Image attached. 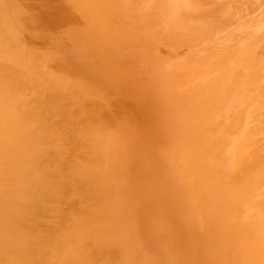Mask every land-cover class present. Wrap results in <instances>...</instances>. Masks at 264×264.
<instances>
[{
  "label": "rangeland",
  "instance_id": "obj_1",
  "mask_svg": "<svg viewBox=\"0 0 264 264\" xmlns=\"http://www.w3.org/2000/svg\"><path fill=\"white\" fill-rule=\"evenodd\" d=\"M0 28L4 30H2L3 33L0 30V39H3L6 33L5 39L1 40V45L4 46L5 42L8 43L9 41L10 43L13 41L15 45H18L15 47L20 45V50L29 51L25 53L23 50L26 55H22V50L20 51L21 54H16L17 51L12 52L11 50L12 55L15 57L20 55L19 61L16 59L12 61L6 56V54L8 56L11 55L10 51L9 54L4 51L9 47L5 49L2 46L3 50L0 46V49L3 50H0L1 53H6L3 54L12 63L15 61L13 64L8 63L9 65L11 64L10 67H8V64L6 65L9 62L8 60L6 63L1 61L0 69L4 71L2 72L6 79L4 76L0 77V79H5V84H7V79L11 80L13 82L10 81L12 85L9 81L8 83L12 87L20 83L16 85L18 87H15L18 90L22 88L20 87L22 83H25V86L28 84L29 87L21 85L23 86L22 89L26 88L23 92L30 90V95L26 94L27 92L24 94L30 97L33 96L35 100H30V97V99L26 97L30 103L27 102L25 97L22 96L24 95L22 90H20L22 93H19L18 90L13 89L14 94H17V96L22 94V97L18 96L19 98L21 97L20 101L22 99L25 101L23 105L21 103L22 106L26 102L30 107L31 103L33 107L35 106L34 108L38 105L33 112L27 106L29 112H32L33 115L28 114V110L27 113L23 112L21 109L26 111L27 107L20 109L18 107V105L20 106V101H16L19 103L17 106L14 104L15 102L12 103L14 101L12 99H17V96L13 97L14 94L12 95L9 92L6 101L8 99L9 102V98H11L10 101L12 105L16 106V111L19 109L18 112L21 110L23 115L26 113L25 118L22 114L23 119L21 117L17 118L18 112L11 110L13 108L10 109L17 115L16 118L18 120L21 119L20 123L22 120L31 122V117L32 120L35 119L36 121L40 118L39 120L41 121V117L44 115L45 117L49 116L52 113L53 117H50L53 120L50 122V117H48L49 123H46L45 128L39 126L42 129L39 131L44 132L43 134L46 136L47 133L52 135L47 130V124H53L54 120L59 119L60 122L64 123L61 120H65L64 118L68 119L65 121L68 124V129L66 123V128L65 125H60L59 121L58 123L55 121L56 124L54 123L56 126L67 129L64 130L66 133H69V123L72 124V121L75 120L74 124L76 125L77 123V127L82 125V121L85 120L83 125L79 127V129L82 128V138H85V140L81 141V144L75 141L73 143V147L74 144L76 145L74 148L71 147V134H66L62 128L58 129L60 134L63 132L65 134L62 133V135H66V139L64 138L66 141L61 139V137L60 144L58 138L61 135L58 130V134L55 135V128L59 127L55 125L53 127L51 124L54 128V133L50 129L51 126L48 127L51 133L55 135V137L53 136L54 140L51 136H48V138H51L49 140L54 142L57 140L59 146L62 145L61 147L67 148L65 151L71 150L70 152L67 151L68 155L72 153L73 149L74 154L72 153V156L77 154L75 161L86 157L80 162H75L71 154L69 156L65 155L66 152L61 150L62 155H65L64 160L62 159L63 165H67L66 167L71 165L70 168L72 167V172H76V175L75 173L69 174L66 181L69 187L67 185L63 187L64 193L57 188L58 186L49 187V189H53V192L58 191L55 189H59L61 200H63L62 195L67 194V196H63V203H67H65L66 206L64 204L66 213L70 211L71 207L75 210V213H78L76 211L81 209L83 204L86 207H90L93 203L96 206L94 207L93 205L91 207L99 212L101 210L106 212L107 210L106 214L110 213L111 215H108L111 218H109L111 227L108 221L105 222L102 218L103 223L100 216L97 222L100 223L101 221L103 226L98 224L96 228L100 226L101 229L98 228V230L105 231L109 227L108 233L106 231L104 233L110 235L111 233L109 234V232L115 227L117 233H113L118 236L122 234L120 239L118 237L116 239L114 234L115 238H112L113 236L111 235V242L116 240L115 242L117 243L118 241L117 245H119L117 246L114 242L113 246L116 247L111 246L116 249L112 250V247L109 246L112 244L110 242L108 245L109 249L105 246L108 249V253L104 246H101L103 251L100 247V242L103 243V241L97 243L99 248H101V251L98 248V253L103 252L105 257L102 254H97L95 249L89 252L91 254H83L80 252V245L78 251L79 246L77 247V245L83 239H81V236H77V239H79L75 241V243L79 241L76 243L77 249L70 244L66 246L64 252L68 256L66 254V256H57L55 260L58 263L53 260L54 263L56 262L55 264H63L62 258L69 263L67 259L71 256L78 259L81 262L80 264H91L97 258V255L100 256L95 260V264H264V106L262 107V101L264 100V0H0ZM13 42L8 44L12 47ZM30 51L33 53L32 57H28L29 59L24 58L27 54H31ZM22 56L23 58H21ZM24 59H26V63L31 62L32 65L27 63L28 65L23 66L22 62H24ZM190 59L192 60L190 61ZM5 61L6 59H4ZM36 62L39 63V66L34 65L35 68L33 64H37ZM251 62L255 63L251 64ZM12 65L15 67L13 68ZM19 65H22V67ZM251 65L253 66L251 67ZM20 68H29L33 70L32 73L35 75L41 73L37 72L39 70L42 72L46 71L48 73H45L47 79L44 75L43 77L49 80V82L46 81L47 84L51 83V81L56 82L57 88L53 82L50 85H46L45 82L42 83L41 81L39 83L37 75H34L35 77L32 75L34 77L33 80H37L38 84H41V86L45 85V87L43 86L44 90H39V85L35 92L34 90L32 91L37 83L35 82L31 89V81L33 80L30 78L32 76L30 75V77L28 74V76H24L26 78L29 77L27 81L23 79L28 83L24 82L20 79L22 76H17L18 73L22 72L19 70ZM37 68L38 70H36ZM13 70L20 72H13ZM254 70L255 72L257 71V77L261 73L260 79L258 78L257 80L256 75L254 76ZM24 72H26L25 69ZM26 73L24 74L26 75ZM12 75H16L19 79H14L16 76L12 78ZM41 75H38L39 80ZM7 76L9 77L7 78ZM3 79H1V82ZM13 80L23 82L17 83V81ZM255 82L257 85L254 86L253 83ZM248 83H251V87ZM5 84L4 86L6 87ZM47 86L49 87L47 88ZM50 86V93L54 88L55 90L60 89V91L56 90L60 93L65 89L62 93L63 95H72V102L70 101L69 103V98L68 103L70 105L74 101L76 103V105L70 106H73L72 109L77 107L74 114L76 115V110L79 111L81 108L83 113L86 112L84 113L86 115L79 111L81 115L74 119V109L72 112L70 108H65L67 97L69 96H62L61 94L60 97L59 92L57 94L55 91L54 94L59 95V99H57V96L55 97L56 94L54 95L53 92L50 94L47 91ZM246 86L248 90L245 88ZM12 87H10V90H12ZM6 88H4V91ZM45 90V93H49V95L42 94ZM229 91L231 92L228 93ZM254 93H256V97L253 96ZM5 95L4 97H6ZM35 96L40 102L43 101L41 100L43 96L44 100L47 98L45 96H48L49 101L52 99L53 104H50L47 99L48 104L47 101L42 102L46 106L44 110L48 105L53 106L51 109L50 107L48 108L52 111L56 109H54V106H58V109L60 106H64L65 109L71 112L68 113V111L63 110L64 108L62 109L63 113L69 114H65L68 117L61 116L63 114L59 111L61 108L59 110L56 109L54 112L57 113L59 111L58 116H56L57 114L55 115L56 117L48 109L45 110L48 111L45 113L42 111L44 106L42 108L39 107L42 104L37 101ZM252 97L257 99L254 98L253 101ZM1 101L2 99L0 100V105H4ZM36 101L38 104L34 103ZM80 101L82 102L80 103ZM8 102L5 107L11 105ZM93 105L98 108V111ZM3 108L0 111L4 110ZM38 108H41L42 110L40 111L42 112L39 113ZM7 110L9 111L8 108L4 111L7 112ZM10 111L9 113H13ZM42 113L45 114L39 117ZM34 114L35 117L33 118ZM70 114H72L73 119ZM26 115H29L30 119ZM79 116V119L83 116L85 117L79 122ZM7 117L9 118L8 113ZM7 117L4 118L3 116V120L0 117V121L2 120L1 123L3 124L7 122V126L6 124L5 126L9 128L11 125H8V123L12 118H9V120L6 119ZM70 119L72 120L70 121ZM4 120L5 122H3ZM29 121L28 124L30 123ZM33 121L31 123L34 126L30 123L32 129L40 123V121ZM26 122L22 127L27 125ZM78 122L80 123L79 125ZM12 124L15 126L17 122H12ZM40 124H44V122ZM21 125L18 126L17 124L18 127H21ZM30 125H27V127ZM17 126L15 128L18 131L14 129V136L11 133L8 137L5 136L7 134L0 132V157L4 159L6 156V161L15 157L13 154L16 152V148L19 150L24 149V151L28 148V145H24L28 134L25 135L26 138H23L22 133H26L29 129L25 130L24 128L25 132H21L20 135L19 131L22 128H17ZM1 129L5 132L3 125ZM74 129H72L73 132ZM79 129L77 127V130ZM77 130L74 132L75 134ZM36 131H34L35 135ZM252 131L254 132L252 133ZM41 132H38L35 138H38L37 136H40ZM16 133L19 134L17 135L18 137ZM42 135L41 138L45 139L44 135L43 137ZM76 135L78 136V133ZM57 136L58 138L56 139ZM10 137L13 141H7ZM14 139L18 141L15 142ZM43 139L41 140L42 145L45 147V145L49 144L50 147L47 146V148H51L52 145L50 144L52 143H48L51 141H47V144L43 142ZM74 139L77 140L76 138ZM19 140L24 141L23 146L26 147L20 145L22 147L20 149L19 143L21 144L22 142H19ZM31 141L33 145L35 139L33 140L32 137ZM62 142L64 143L62 144ZM69 142L71 148H68ZM5 143L7 146L11 144L9 147H5V149L8 148L7 154L3 148ZM38 143L34 145L35 147L38 146V150L40 149L38 152H40L44 148ZM65 143H68V147ZM16 144H18V147ZM32 145L30 148H32ZM58 145L55 142L52 146L53 149L58 147ZM82 145L84 148L81 149ZM10 147L14 148L11 150ZM53 149H49L50 152ZM8 150L9 152L13 151L10 153L13 156L12 158H9ZM22 150L21 153L19 152L20 160L27 153V150L25 153ZM32 150L34 149L32 148ZM18 151L16 155L19 154ZM29 152L38 153L37 147L35 151ZM94 152H97L95 153L97 157H95ZM17 156L14 160L18 159L19 156ZM47 157V159H50V155ZM2 159L0 158V186H3V190L0 188V195L3 194L2 197L5 196V200L2 198V203H0L7 206L12 200L10 194L17 188L23 189L24 187L20 186L22 181L19 177L22 174L19 172V167L15 170L17 168L15 164L18 161L12 160L16 162L13 164L14 168L11 165L13 163H11V160L8 161L9 165H11L9 166ZM93 159L96 160V163ZM50 160L53 162V157ZM67 160L73 161L72 164L70 162L65 164ZM98 160L100 161L98 162ZM256 162L259 163L257 164ZM18 163L17 166H19ZM45 163L42 162V165L40 164V170L37 168L40 172L49 167V164ZM2 164L5 167L14 168L16 173L13 175L11 172L12 168L10 171L8 167L5 168ZM25 169H27L26 166ZM83 172H87L83 176L85 179L81 178ZM98 172L105 174L104 176L106 177L104 179L107 180L108 189L107 186L104 188L106 183L102 180V176V179H100ZM11 174L14 176V180ZM89 177L91 180L87 182ZM98 180L101 181L99 182ZM17 182H19V186ZM109 184L113 188L109 187ZM47 186L52 185L48 184ZM44 189L46 188L44 187ZM49 189L47 187V190ZM72 192L77 199L73 200ZM9 199L10 202L8 201ZM2 200L8 203H4ZM75 200H77V204ZM80 202L81 204H79ZM85 202L89 203L88 206ZM97 202H101L99 204L100 207L102 206L101 208ZM11 205L14 208V199ZM69 205L72 206L69 207ZM77 205L81 208H78ZM8 206L10 207V205ZM86 207L82 208L84 211L80 210L78 214L82 211L85 214L90 210L97 212L89 207V211H87L88 208ZM6 211L2 210L0 214L4 212L6 215L8 212ZM86 215L83 216L87 217ZM3 217H0L2 231L5 229V224L2 223L3 221L5 222ZM109 219L105 217V220ZM85 222L86 228L92 231L93 228H90L88 221L85 220ZM53 224L50 226L53 227ZM96 228L94 231L98 233ZM102 231L99 235H104ZM4 232H6V229ZM4 232L2 233L3 235L0 232L3 238L0 236V242L2 241L0 246L4 242L3 246L12 245L14 244L12 242L15 241H19L20 244L24 242L21 240L24 238L18 239L19 235L17 238L9 237L11 234L7 236ZM32 234L36 236L35 232H32ZM4 236H7L9 240L10 238L12 240L15 239V241H9ZM33 238L32 236L29 237V240H26V244L28 241L31 242ZM106 238L109 241L111 240L107 235ZM120 241L127 243H121ZM16 244L18 245V243H15V246ZM22 245H18L19 247L17 246L16 248H20ZM3 246L0 247L2 251ZM68 250L69 252H67ZM72 250H75V255L74 253L72 255L69 254L72 253ZM111 251V255L114 254L113 257H115L111 259L114 261L110 259L112 256L109 255V252ZM79 252L82 256L81 258ZM5 253L7 264H15L13 257L10 258L11 255L9 256ZM89 255H93L91 259L94 256L96 258L90 261ZM24 256H27V262L18 261L16 264H28L31 261L28 255ZM85 257L86 259L89 258L88 263L85 262L87 261ZM59 259L60 261H58ZM99 260L102 262L99 263Z\"/></svg>",
  "mask_w": 264,
  "mask_h": 264
},
{
  "label": "bare ground",
  "instance_id": "obj_2",
  "mask_svg": "<svg viewBox=\"0 0 264 264\" xmlns=\"http://www.w3.org/2000/svg\"><path fill=\"white\" fill-rule=\"evenodd\" d=\"M200 2H202V1H200ZM200 4H201V3H200ZM206 4H207V3H206ZM220 4H221V3H220ZM199 9H200V8H199ZM191 10H192V9H191ZM195 12H196V11H195ZM151 14H152V13H151ZM156 14H157V13H156ZM193 14H194V13H193ZM193 14H192V15H193ZM196 14H197V13H196ZM205 14H206V13H205ZM208 14H209V13H208ZM202 15H204V14H202ZM193 16H194V15H193ZM193 16H191V17L193 18ZM200 16H201V15H200ZM183 17H184V16H183ZM212 17H213V15H212ZM217 17H218V16H217ZM154 18H155V17H154ZM199 18H200V17H199ZM189 19H190V18H189ZM189 19H188V20H189ZM218 19H219V18H218ZM220 19H221V18H220ZM183 21H185V20H183ZM217 21H218V20H217ZM148 22H149V21H148ZM153 22H154V21H153ZM150 23H151V22H150ZM212 23H213V22H212ZM182 28H183V27H182ZM0 30H1V32H2L3 29L0 28ZM3 31H4V30H3ZM186 31H187V30H186ZM1 32H0V34H1ZM2 33H3V32H2ZM179 35H180V34H179ZM5 36H6V33H5ZM5 36L3 37V35H2L3 39H5ZM0 37H1V36H0ZM170 38H171V37H170ZM3 39H0V43H1V40L3 41ZM12 39H13V38H12ZM168 39H169V38H168ZM176 39H177V37H176ZM181 40H183V39H181ZM10 41H11V40H10ZM12 42H13V41H11L10 43H12ZM8 43H9V41H8ZM8 43L5 42V43H4V46L1 45L2 43L0 44V46H1V47L3 46L5 49H7V47H9L7 50H4L3 47H2V48L0 47V48L3 49L4 51H6L8 54H9V51H10V54H11V55H9V56H8L6 53H4V52H3V53L6 54V56L9 57V59H12V61H13L14 59H16V60L19 59V60H20V55H18V57H17V55H16V57H15L14 55H12V52H13V51H17L16 54H18V53L21 54V52H22V55H23V54L26 55L25 53H26V52H27V53L29 52V51H26V50H24V49H21V50H22V51H21V50H20V48H21L20 45H19V47H15V46H18V45H17V44L15 45L14 42H13V46H12V47L9 45L10 43H9V44H8ZM170 43H171V42H170ZM1 49H0V50H1ZM3 50H1V51H3ZM11 50H12V52H11ZM23 50L25 51V53H24ZM1 51H0V55L3 54V53H1ZM20 51H21V52H20ZM30 52H31V51H30ZM14 53H15V52H14ZM14 53H13V54H14ZM257 53H258V52H257ZM4 54H3V55H4ZM32 54H33V53L31 52V54H27V56L24 57V58L27 59L28 57H32V56H31ZM3 55L0 57V59L2 58V59L0 60V64H1V61H3L2 63H6L7 60H8L9 62H7L6 65H7L8 63H12L11 60L7 59V57H6L5 55H4V56H3ZM29 55H30V56H29ZM10 56H11V57H10ZM3 57H4V59H6L5 62H4ZM5 57H6V58H5ZM21 58H23V56H22ZM26 59H24V62H22L23 64L21 63L23 66H25V65L28 63V62H27V63L25 62ZM28 59H29V58H28ZM19 60H18V61H19ZM21 60H23V59H21ZM191 60H192V59H190V61H191ZM254 60H255V59H254ZM13 63H15V61H14ZM13 63H12V64H13ZM24 63H25V64H24ZM30 63H31V62H29L28 64H29V65H32V63H31V64H30ZM36 63H37L38 65H37V64H33V66H34V65H35V66H39V63H38V62H36ZM253 63H255V62H253ZM253 63L251 62V64H253ZM28 64H27V65H28ZM188 64H189V63H188ZM249 64H250V63H249ZM8 65H9V64H8ZM10 65H11V64H10ZM10 65H9L8 67H10ZM22 65H19V66L22 67ZM16 66L18 67V65H16ZM35 66H34V67H35ZM252 66H253V65H251V67H252ZM12 67H13V65H12ZM14 67H15V66H14ZM14 67H13V68H14ZM35 68H36V67H35ZM184 68H185V67H184ZM253 68H254V67H253ZM258 68H259V67H258ZM24 69L26 70L27 73L24 72ZM28 69H29V68H27V69H26V68H20L19 70L22 71V72H20V71H18V70H16V71L13 70V72H17V71L20 72L21 75L17 72V73H18L17 76H19V77L22 76L20 79H22V80H23V79H26V81H27L29 77L26 78V77H24V76H28V75H29V76H30V75H31V76L33 75V76H34V75H35V74L32 73L33 70H30V69L28 70ZM248 69H249V68H248ZM250 69H251V68H250ZM255 69H257V68H255ZM36 70H38V68H37ZM259 70H261V69H259ZM2 71H3V70H2ZM2 71H1V69H0V72L3 74L4 71H3V72H2ZM200 71H201V70H200ZM9 72H10V71H9ZM37 72H39V73L41 72L40 74H36L39 83H41V82L44 83V82H45L46 85H48V84L50 85V84L53 82V81H51V83H48V84H47V82H49V80H46V79H47V78H46L47 76H46V74H45V73H47L46 71H43V72H42L41 70H39V71H37ZM197 72H198V71H197ZM254 72H255V70H254ZM256 72H257V71H256ZM256 72H255V74H254V76L256 75L255 77H257V73H256ZM259 72H261V71H259ZM1 73H0V74H1ZM6 73H7V72H6ZM24 73H26V75H25ZM30 73H32V74H30ZM43 73H44V74H43ZM248 73H249V72H248ZM2 74H1L0 77H3V76H4V74H3V75H2ZM12 74H13V73H12ZM27 74H28V75H27ZM41 74H42V75H41ZM47 74H48V73H47ZM249 74H250V73H249ZM252 74H253V73H252ZM8 75H11V74H8ZM36 75H35V76H36ZM38 75H41V76H39V77H41V78H42L43 75H44L46 79H44V77H43L42 80H41V78H40V80H39ZM258 75H259V73H258ZM15 76H16V75H12L11 77L13 78V77H15ZM17 76H16L14 79H16ZM31 76H30V77H31ZM33 76H32V78H30V79L33 80L34 77H35V76H34V77H33ZM259 76H261V73H260ZM259 76L257 77V80H258V78L260 79ZM8 77H9V76H7V78H8ZM19 77H18L17 79H19ZM23 77H24V78H23ZM231 77H233V76H231ZM236 77H237V76H236ZM236 77H235V78H236ZM247 77L249 78L248 75H247ZM251 77H252V76H251ZM251 77H250V78H251ZM4 78L6 79V76H4ZM179 78H180V77H179ZM233 78H234V77H233ZM1 79H3V78H1ZM1 79H0V83H1V84H0V90H2V91H1L2 94H0V100L2 99L1 103L4 104V105H0V109L4 107V108H3L4 110L8 108L9 111H10V109L13 108V109H11V110H14V112L17 113L19 109L16 111L15 108H16V106L19 104L18 102L20 101L21 97L24 96L25 99H26V101L28 100L26 97H28V98L30 97V96H29V95H30V94H29L30 90H28V91L26 90L27 93H26V92H23V91H25V89H26L25 87H29V85L27 84V86H25V83H24V84L22 83L24 80H23L22 82H21L20 80H18V81H17V80H13V81H17V83H18V82H21V83L23 84V86H25L24 89H22L23 86H21V85H22V84H21L20 87H22V88H19V90H18V88L15 89V87H18V86H16V85H18V84H20V83L16 84V83L14 82L16 85L13 84L14 87H12L11 85H12L13 82H12L11 80H10V81H11L12 83L9 81V79L6 80V83L8 84V85H7V84H5V81H4L5 79H3L2 82H1ZM217 80H218V79H217ZM234 80H235V79H234ZM250 80H251V79H250ZM254 80H255V78H254ZM257 80H256V82H258ZM8 81H9V83H10L11 85H9ZM26 81H24V82H26ZM36 81H37V80H33V81H31L32 84H31L30 88L33 87V84H34ZM40 81H41V82H40ZM46 81H47V82H46ZM239 81H240V80H239ZM3 82H4V84L6 85V87L9 88V89H7V88L4 86ZM38 82H36V83L38 84ZM181 82H182V81H181ZM218 82H219V81H218ZM218 82H217V83H218ZM237 82H238V81H237ZM249 82H250V81H249ZM256 82L253 83L254 86L257 85ZM26 83H28V82H26ZM55 83H56V82H55ZM55 83L53 82V84H55ZM29 84H30V81H29ZM37 84H36V85H37ZM63 84H64V83H63ZM63 84H62V85H63ZM184 84H185V83H184ZM248 84H249V86H250L251 83H248ZM34 85H35V84H34ZM36 85H35L34 89L31 88L32 91L34 90V92H35V91H36L35 89H36V88L38 89V86H39V85H40V86H39V90H41V89L44 90L43 88L45 87V85H42V86H41V84H38L37 86H36ZM246 85H247V84H246ZM2 86H3V87H2ZM43 86H44V87H43ZM53 86H54V85H53ZM57 86H58V85H57ZM64 86H65V85H64ZM247 86H248V85H247ZM247 86L245 87L246 89H247ZM10 87H12V88H11L12 90H10ZM48 87H49V86H47V88H48ZM55 87H56V84H55ZM69 87H70V86H69ZM250 87H251V86H250ZM263 87H264V86H263ZM4 88H6L7 90L5 89V91H4ZM47 88H45V89H47ZM52 88H53V87H52ZM56 88H57V87H56ZM229 88H230V87H229ZM252 88H253V86H252ZM13 89H15L16 91L18 90L19 93H22V92H23V94L26 93V94H29V95L26 96L25 94H24V95L21 94L22 96H21V95H18V96H21V97L19 98V97L17 96V94H16V95L14 94L15 92H14ZM27 89H29V88H27ZM66 89H67V88H66ZM249 89H251V88H249ZM9 90H10V91H9ZM20 90H22V92H21ZM49 90H51V86H50L49 89H47V91H49ZM56 90H59V91H60V89H56ZM56 90H55V88H54L53 91H51V93L53 92V94H54V92H55ZM64 90H65V89H64ZM64 90H63V92H64ZM67 90H68V89H67ZM69 90H73V89H69ZM228 90H229V89H228ZM247 90H248V89H247ZM11 91H13V93H11ZM59 91H56V93L58 94ZM75 91H76V90H75ZM200 91H201V90H200ZM1 92H0V93H1ZM9 92H10V94H12V95L14 94L13 97H14V96H15V97L17 96V99L19 98L18 100H17L16 98L12 99V100H14L12 103L15 102L14 104H15L16 106H15V105H12V103H11V101H10L11 98H9V99H10L9 102H8V99H7V101H6V98H7V95H9ZM39 92H40V91H39ZM45 92H46V90H45L42 94L45 95V94H46ZM63 92H62V91H61V93L59 92L60 97H61V94H62ZM65 92H66V91H65ZM69 92H70V91H69ZM69 92H68V93H69ZM230 92H231V91H229L228 93H230ZM239 92H240V91H239ZM260 92L262 93V91H260ZM3 93L6 94V95L4 94L6 97H4ZM7 93H8V94H7ZM19 93H18V94H19ZM49 93H50V91H49ZM49 93H47V94L49 95ZM51 93H50V94H51ZM56 93H55V94H56ZM256 93H257V91H256ZM256 93H254L253 96H255ZM47 94H46V95H47ZM55 94H54V95H55ZM57 94L55 95V97L57 96ZM76 94H77V93H76ZM257 94H259V92H258ZM1 95H3V97H1ZM33 95H34V94H33ZM59 95L57 96V99H59ZM64 95H65V94H64ZM64 95L62 94V96H64ZM10 96H11V95H10ZM65 96H69V94H67V95H65ZM200 96H201V95H200ZM260 96H261V95H260ZM8 97H9V96H8ZM11 97H12V96H11ZM13 97H12V98H13ZM45 97H47L46 99L48 100V96H45ZM50 97H52V96H50ZM50 97H49V98H50ZM71 97H72V95L69 96V97H67V104H65V108H67V109L70 108L71 111L74 109V112L72 111L73 114H74V113H75V108L77 109V107H74L73 109H72L73 106L70 107L71 105H76V103H74L75 101L73 102L74 104H73V103H71V105L69 104L70 101L72 102V98H71ZM255 97H256V96H255ZM255 97H254V98H255ZM4 98H5V99H4ZM30 98H31V99H30ZM30 98H29L30 100H33V99H34L33 96L30 97ZM35 98H37V96H35ZM69 98H70V100H69ZM73 98H74V97H73ZM78 98H79V96H78ZM82 98H83V97H82ZM254 98L252 97L253 101H254ZM46 99L44 100V96H43V99H41V100H43L44 102H46V101H47ZM255 99H257V98H255ZM22 100H23V99H22ZM22 100L20 101V106H21V107L18 105V107H19L20 109H21L22 107H25V108H26L27 106L30 107L29 104H28V105L26 104V103L29 102V101H27V102L25 103V105L22 106V105H23V102H25L24 100H23V101H22ZM34 100H35V99H34ZM51 100H52V99H50V101L48 100V101L50 102V104L53 102V101H51ZM53 100H55V99H53ZM68 100H69V103H68ZM73 100H74V99H73ZM75 100H76V99H75ZM81 100H82V99H81ZM84 100H85V99H84ZM262 100H263V99H262ZM3 101H4V102H3ZM16 101H18V102H16ZM37 101L40 102V100H38V98H37ZM37 101L34 102V103H37ZM43 101H42V102H43ZM48 101H47V104H48ZM82 101H83V100H82ZM82 101H80V103H81ZM241 101H242V100H241ZM245 101H246V100H245ZM249 101H250V100H249ZM5 102H6V103H5ZM7 102H8V104H11V105L6 106V107H7V108H6L5 105H7ZM31 102H32V101H31ZM42 102H40V103L42 104V106H39V107H41V108L45 105V103L43 104ZM247 102H248V101H247ZM262 102H263V105H262V107H263V106H264V100H263ZM21 103H22V105H21ZM29 103H30V102H29ZM40 103H39V104H40ZM77 103H78V102H77ZM37 104H38V103H37ZM52 104H53V103H52ZM96 104H97V103H96ZM252 104H253V102H252ZM258 104H259V103H258ZM261 104H262V103H261ZM261 104H260V105H261ZM66 105H67V106H66ZM253 105H254V104H253ZM9 106H10V107H9ZM11 106H12V107H11ZM14 106H15V107H14ZM93 106H94V105H93ZM28 107L26 108V111H24V109H21V110H23V112H26V113H27ZM34 107H35V106H34ZM34 107L32 106V103H31V107L29 108V110L32 109V112H33V110L36 109V108L38 107V105H37L36 108H34ZM45 107H46V106L43 107V110H42L41 108H40V109L38 108L37 110L39 111V113L42 112V111L45 112V113L48 112V111H51V112H53L54 116H55L56 114H57L56 116H58L59 111L62 112V109L64 108V106H63V107L60 106L61 109L59 108V109H60V110H59V109H58V106H57V107L54 106V109L56 108V109L59 110L57 113H54V112L56 111V109L53 110V111L50 110L51 108H53V106L48 105L47 108H46V109H48V108L50 107V109H48V111H45L46 109L44 110ZM80 107H82V106H80ZM80 107H78V108H80ZM85 107H86V106H85ZM85 107H84V108H85ZM88 107H89V106H88ZM94 107H95V106H94ZM65 108H64L63 110H64V111H68V110L65 109ZM96 108H97V107H95V109H96ZM263 108H264V107H263ZM86 109H87V107H86ZM243 109H244V108H243ZM4 110H2V111H0V112L4 113L5 115L3 114V115L0 116V117H1V119L3 118V116H4V118L7 117V113H8L9 118H12V119L10 120L8 117H7L6 119H9V120L11 121V123H10V121L8 120L9 123H10V124L8 123V125H11V126H10L11 128H10L9 126H8L9 128L6 127V126H7V122L4 123V124L1 123L2 120H3V119H2V120L0 121V123L3 125L4 129H5V128H7V129L4 130L5 132H3V129H1L2 131L0 130V132L7 134V135H5V136H8V137H9V135H11V133L13 134V133H15L14 131L17 130V129L15 128V126H17V124H18V126H19V125L22 124V122H24V121L22 120V122L20 123L21 119H19V120L17 119V118H20V117L23 119V117L21 116V114L23 115V112L20 110L22 113L19 111V112H18V116H19V117H18L17 115H15V113H14L13 111H10V112H13L14 115H13V113H9L8 110H7V112L4 111ZM29 110H28V114L30 113V115H33V113H32V112H29ZM40 110H42V111H40ZM89 110H90V109H89ZM252 110H253V109H252ZM30 111H31V110H30ZM64 111H63V112H64ZM71 111H68V113H70ZM79 111L82 112V109L80 108ZM79 111L76 110V115L74 114L76 117L74 116V119H77V116H78V115H81V113H80ZM86 111H87V110H86ZM93 111H94V110H93ZM96 111H98V108H97ZM61 112H60V113H61ZM63 112H62V113H63ZM87 112H88V111H87ZM2 113H1V114H2ZM19 113H20V114H19ZM26 113H25V114H26ZM31 113H32V114H31ZM45 113L40 114L39 117H41V116L44 115ZM62 113H61V114H62ZM68 113L66 114V112H65V113H63L62 115H61V114H60V115H61V116H66V115H69ZM77 113H79V114H77ZM82 113H83V112H82ZM84 113H86V112H84ZM84 113H83V114H84ZM96 113H97V112H96ZM250 113H251V112H250ZM255 113H257V112H255ZM261 113H263V112L261 111ZM1 114H0V115H1ZM25 114L23 115L24 118H25ZM47 114H49V113H47ZM47 114H46V115H47ZM65 114H66V115H65ZM88 114H89V113H88ZM90 114H91V113H90ZM10 115H11V116H10ZM71 115H72V114H70V116H71ZM84 115H86V114H84ZM14 116H15V117H14ZM16 116H17V118H16ZM26 116H27V115H26ZM28 116H29V115H28ZM28 116H27V118L30 119V118H29L30 116H29V117H28ZM50 116L53 117L52 113L49 114V116L47 115V116L45 117V115H44L43 117H41V121L39 120V119H40V118H39L37 121H38V122L40 121V123H43V122H44V124H40V123H39V125H36V124H38V123H36V124H35L36 126L34 127L35 129L33 128L34 131L37 130L38 132H41V131H39V130H42L41 127H42V128H45L46 123H49V121H48L49 118H48V117H50ZM56 116H55V117H56ZM108 116H109V115H108ZM13 117H14V118H13ZM34 117H35V114H34L33 118H34ZM36 117H38V116H36ZM44 117L46 118V120H45ZM55 117H54V119H55ZM66 117H68V116H66ZM71 117H72V119H73V116H71ZM84 117H85V116H83L81 119H79V118H80V116H79V117H78V119H79L78 121H79V122H80V120L82 121V119H83ZM86 117H89V116H86ZM263 117H264V116H263ZM27 118H26V119H27ZM43 118H44V119H43ZM58 118H59V117H58ZM90 118H91V117H90ZM90 118H89V119H90ZM99 118H101V117H99ZM107 118H108V117H107ZM16 119H17V120H16ZM26 119H24V120H26ZM56 119H57V118H56ZM60 119H61V118H60ZM62 119H63V118H62ZM64 119H65V120H61V121H63L64 123L60 122V120L58 119V120H54V121H53V124H52V123H51V124L53 125V127H55V126H56L55 124L58 123V121H59V124L61 123L60 125H65V123L67 124V122H65V121L68 120V119H66V118H64ZM72 119H70V121H71ZM85 119H86V118H85ZM12 120H14V121H12ZM30 120H31V122H32L33 120H34L35 122H37L35 119L32 120V117H31ZM44 120L47 121V122H45ZM51 120H53V119L50 117V122H51ZM108 120H109V119H108ZM241 120H242V119H241ZM28 121H29V120H27V122H26V121H25V122H26L27 125H30L31 122L29 121L30 123L28 124ZM34 121H33V122H34ZM55 121H57V122L55 123ZM74 121H75V120H74ZM74 121H72V122H73V123H72L73 125L69 123V133H66V132L64 131V130H67V129H68V124H67V129H64V128L59 127V126H56V127H59V128H55V131H56V134H55V135H57L58 132H59V134H60V131H59V130H60L61 128L63 129V132H65L66 134H68V135L71 134V137H72V138L69 136V137L71 138V140H72V143H71L72 145H71V147H73V143H75V141H77L78 144H79V143L81 144V141H84V140H85V138H84V139L82 138V137H83V135H82L83 133L81 132V129H82V128L79 129V127L83 125V122H84L85 120L82 121V123H81L82 125L77 126L79 130H77V127H76L77 123H76V125H75V124H74V123H75ZM110 121H111V120H110ZM3 122H5V120H4ZM12 122H13V123H16V122H17V124L14 126V124H12ZM25 122H24V123H25ZM68 122H69V121H68ZM79 122H78V125L80 124ZM24 123L21 125V127H18V126H17V128H20V129L22 128V130L19 131L20 135H21V132L24 131V128H25V130H26V129H29V130H30V131L27 130L26 133H24V134L22 133V137H23V138H26V137H25L26 134L29 135V136L26 135V136H27V139H26L25 144H24V141H20V140H19V142H22L21 144L19 143V146H20V145L23 146V144H24V145H28V146H27L28 148H26L27 153H25L26 150L24 151V149H23V150L21 149V148H22L21 146L19 147V148L22 150V152L25 153V156H23L24 154L22 153V154H23V155H22V156H23V158H22L23 161H22V160L19 159V158L21 157V156H20L21 150H19L18 148L15 147V148H16V149H15L16 152L14 151V152H15V153H14L15 155L13 154V156L16 157V156L18 155L19 157H18V156H17V157H18V159L22 162V164H20L21 162H20L17 158H16V160H14L15 157H14L13 159H10V160H11V163L13 162L11 165H13L14 163H16V162H14V161H18V162H19V163L17 162V163L19 164V166H17V163L15 164V167H17V168H15L14 165H13L12 167H14L15 170H17L18 167H19V170H20L19 172H20V174H22V176L19 177L20 180L22 181V185L20 184V186H22V187H24V188H23V189H18V188H17L14 192H12V193L10 194V195H11L10 197H11L12 200H11V202H10V199L8 200V201L10 202V203L8 204V205H10V207L7 205L9 208H8L5 204H2V205H1V203H2V202H1V199L3 198V200H5V196L2 197L3 194L0 195V197H1V198H0V202H1V203H0V205H1L0 211H2V210H5V211L7 210V211H8V212L6 211V212H7L6 215L4 214V212H1V214H0V217L4 216L3 218H5V219H4L5 222L3 221L2 223L5 224V229H6V232H4L5 229H4V231H2V230H1V229H2L1 225H2V224L0 223V232H1V234L4 232L7 236H9V235L11 234V236H9V237H12V236H13V237H16V238H17V236L19 235V238H18V239H21V237L24 238L25 240H24V239H21V240H23V241H24L23 243H25V244L22 243V244L24 245V246H23L22 244H20L19 241L16 242L15 239H13L15 242H12V243H14V244H12V243L10 242L12 245L6 243L7 245H6V246H3V245L5 244V242H4L3 245H1L0 247L3 246V251H4V253H5L6 250H7V252H6L5 254H8L9 256L11 255L10 258L13 257V260L15 261V264H16V262H18V261H20V262H23V261L27 262V260H28V259H27V256H24V255H28L29 260H31V261L33 262V264H34L35 262H38V263H40V264H48V263L51 264V263H54L53 260H55V258H56L57 256H62V255H64V256L67 255V256H68V254H66V252H64V249H65L66 246H68L69 244L72 245V247L75 246V248H76V243L79 242V241H78V242L75 243V241H76V239H77V236H78V237L81 236V237H82L81 239H83V241H81L80 243H78L77 247H78L79 245L81 246V248H80V246L78 247V251H79V248H80V252H81V253H83V254L86 253V255H88V254H91V253H89L90 251H92L93 249H95V251H96L97 254H100V255L102 254V255L104 256L103 252H101V253L99 252V253H98V251H99V250L101 251V248H102L103 246H104V247L107 246V248L109 249L108 245H109L110 242L112 241V238H115V237H116V239H117V237H118V238L120 239V237L122 236V234H121L120 236L115 235V234L117 233L116 230H115V227H113V228H112L113 230L111 229L112 231L109 232V234L111 233L110 235L106 234V233H108V231H109V229H108L109 227H108V228H106V227H102V228H106V230H105L106 233H104V232H105L104 230H103V231L101 230V231L104 233V235L106 234L107 237H108L109 239H111V240L109 241V240L106 238V235H105V237H103V236H104L103 234H100V235H102V236L100 237V235H99V233L101 232V231H100V229H101L100 226H103L102 224L104 223V222L102 221V218H103V220H104L105 222L108 221V224H109V223H110L109 221H110V219H111V218L109 217V216H111L110 213L106 214V213H107V210H106V212H105L104 210H103V211L101 210V212H99L97 209L92 208L93 205H94V207L96 206L95 203H93V205L91 204L92 207H91V206L89 207V206H88V204H89L88 202H85V203H87V206H88L89 208L95 209L97 212H95L94 210H90V211H89V208L86 207V206H84V204L82 203L84 207L88 208V210H87V209H86V210L90 212V213H89V212H87V211L85 210V212H87V213L84 214V212H83V211H84V210H83L84 207L81 206V205H79V204H81V202H80L78 205L81 206L83 209L77 205L78 208H81V209L78 210V209L76 208V209L78 210V211H76V212L79 213L80 210H83L82 212H80V214L83 213L82 215H80V214H78V213H75V212H74L75 210H73V208L71 207L72 205H69V207L72 208V209L70 208V211H71V212L68 211V213H66V209H64V204L66 203L65 201H67V200L65 199V201H64L65 203H63V200H64L63 196H67V194L62 195V199H63V200H61V196H60V193H59L60 190H59V189H61V191H63V187L67 185L66 181L68 180V176H69V174L75 173V175H76V172H72L73 169H72V167L70 168L71 165H70V166L68 165L69 167H66L67 165H66V166L63 165V164H64V162H63V160H64V159H63L64 156H65L68 152H70L71 150L68 151V150H69V149H68V150H67L68 152L65 151L67 148L64 147V146L61 147L62 145L59 146L57 140H56L55 142L57 143L58 147L55 146L56 148L53 149L52 146H53V144H55V142L53 141L55 138H53V136L55 137V135H53V133H54V132H53V129H54V128L51 126V124H50V125L47 124V126H48V127L51 126L50 129L52 130L53 133H51V131L49 130V128H48L47 126H46V127H47V130H48L49 134H52V135H48V133H47V135H46L47 137H46L45 134H43L44 132H43V133L41 132V133L44 135L45 139H46V138L48 139V140L46 139V141H45V139L41 138V135H42L41 133H40V134H41L40 136H37L38 138H35L36 135H38V132L36 131V135H35V132H34V131H33L34 133L31 132V131L33 130L32 127H31V125L29 126V127H31V128L27 127V125H26L25 127H22V126L25 125ZM54 123H55V124H54ZM5 124H6V126H5ZM31 124H32V126H34L33 123H31ZM59 124H58V125H59ZM2 125H1V127H2ZM54 125H55V126H54ZM74 125H75V127H74ZM39 126H41V127H39ZM70 126H71L72 128H71ZM111 126H112V125H111ZM1 127H0V128H1ZM26 127H27V128H26ZM12 128H13V129H12ZM37 128H40V129H37ZM65 128H66V125H65ZM70 128H71V129H70ZM74 128L77 130L78 136L76 135L77 133H76V134L74 133V132L76 131ZM254 128H255V127H254ZM8 129H9L10 132H9V131L7 132ZM11 129H12V130H11ZM14 129H15V130H14ZM58 129H59V130H58ZM72 129H74V132H73ZM83 129H84V128H83ZM251 129H252V128H251ZM47 130H45V131L47 132ZM57 130H58V132H57ZM262 130H263V129H262ZM262 130H261V131H262ZM12 131H13V132H12ZM17 131H18V130H17ZM43 131H44V129H43ZM24 132H25V131H24ZM27 132H28V133H27ZM46 132H45V133H46ZM63 132H62V133H63ZM253 132H254V131H252V133H253ZM256 132H257V131H256ZM2 133H1V134H2ZM8 133H9V134H8ZM30 133H31V136L33 137V140L35 139V141H38L39 143L33 141V145L31 144V142H32V141H31L32 137L30 136ZM32 133H33V134H32ZM62 133L60 134L61 136H60L59 138H58V136L56 137V139H57V138L59 139V143H60V141H61V140H60L61 137H62L61 139H63V140L66 139V138H65L66 135L63 136ZM65 133H63V134H65ZM80 133H81V134H80ZM254 134H255V133H254ZM3 135H4V134H3ZM14 135H15V134H13V136H14ZM17 135H19V134L16 133V136H17ZM33 135H34V136H33ZM43 135H42V137H43ZM68 135H67V136H68ZM75 135H76V137H75ZM79 135H80V137H79ZM100 135H101V134H100ZM252 135H253V134H252ZM48 136H51L53 140H49V139H51V138H50V137L48 138ZM11 137H12V136H11ZM11 137L9 138V139H11V140L7 139V141H13ZM17 137H18V136H17ZM22 137L20 136L21 139H22ZM29 137H30V139L28 140ZM14 138H15V137H14ZM64 138H65V139H64ZM74 138H76L77 140H75ZM102 138H103V137H102ZM219 138H220V137H219ZM36 139H37V140H36ZM38 139H40V140H38ZM42 139H43V142H45V143H47V141H51V142H48V143H52V144H50V145H52L51 148H52L54 151L52 150V151L50 152L49 149H51V148H49V149L47 148V146H49L48 143H47L48 145H47V146L45 145V147H44V145H42L43 143H41V140H42ZM1 140H4V139H1ZM14 140H15V139H14ZM24 140H25V139H24ZM248 140H249V139H248ZM16 141H18V140H15V142H16ZM29 141H30V143H29ZM65 141H66V140H65ZM67 141H69V140H67ZM15 142H14V143H15ZM70 142H71V141H70ZM70 142H69V147H68V143H65V144H67V147H68V148H71V147H70ZM6 143H7V142H6ZM6 143H5L6 146L4 145V147H3L4 149H5V147H9V145H11V144H8V146H7ZM11 143H13V142H11ZM17 143H18V142H17ZM26 143H28V144H26ZM37 143H38V145L41 144L40 146H42V147L44 148V150L38 152L40 149L38 150V146H36V147H37V152H38V153H36V152H35V153H34V152H32V153L29 152V151H35V148H36L35 145H37ZM63 143H64V142H62V144H63ZM83 143H84V142H83ZM100 143H101V142H100ZM34 144H35V145H34ZM60 144H61V143H60ZM65 144H64V145H65ZM215 144H216V143H215ZM13 145L15 146V144H13ZM16 145H17V147H18V144H16ZM31 145H32V148H33L34 150H32V148H30ZM97 145H98V144H97ZM40 146H39V147H40ZM75 146H76V145L74 144V147H75ZM82 146H83V145H82ZM82 146H81V149L84 148V146H83V147H82ZM94 146H95V145H94ZM215 146H216V145H215ZM1 147H2V146H1ZM23 147H26V146H23ZM49 147H50V146H49ZM60 147H61V149H60ZM74 147H73V148H74ZM97 147H98V146H97ZM10 148H11V150H12L14 147H13V148L10 147ZM29 148H30V149H29ZM40 148H41V147H40ZM43 148H41V149H43ZM46 148H47V150H49L48 152H47V150L45 151ZM7 149H8V148H7ZM7 149H5V153L7 152ZM95 149H97V148L95 147ZM18 150H19V151H18ZM28 150H29V151H28ZM61 150L64 151V152H66L65 155H62V151H61ZM253 150H254V149H253ZM17 151H18V153H19V152H20V153L16 155ZM81 151H82V150H81ZM256 151H257V150H256ZM3 152H4V151H3ZM11 152H13V151H11ZM11 152H9V150H8V153H9V154H10ZM28 152H29V153H28ZM64 152H63V153H64ZM74 152H75V149H74ZM76 152H77V151H76ZM79 152H80V151H79ZM5 153H4V154H5ZM72 153H73V149H72ZM72 153H70L71 156H72ZM87 153H88V152H87ZM95 153H97V152H94L95 157H97V156H96L97 154H95ZM252 153H253V152H252ZM4 154H3V155H4ZM6 154H7V153H6ZM70 154H69V155H70ZM73 154H74V153H73ZM81 154H82V153H81ZM89 154H90V153H89ZM98 154H99V153H98ZM1 155H2V154H1ZM49 155H50V159H52V157H53V162H52V160L47 159V158H48L47 156H49ZM67 155H68V154H67ZM69 155H68V156H69ZM76 155H77V154H76ZM76 155H73V156H72V157H74V160H73V161H75V159H77V158H75ZM91 155H92V154H91ZM258 155H259V154H258ZM4 156H5V155H4ZM10 156H11V154H10ZM10 156H9V158H12V157H13V156H11V157H10ZM71 156H70V157H71ZM89 156H90V155H89ZM251 156H252V155H251ZM263 156H264V154H263ZM5 157H6V156H5ZM5 157H4V159H2V157H0V158L2 159V161L4 160L5 163L7 162L8 165H9V162H8V161H10V160L6 161L5 159H6L7 157H6V158H5ZM66 157H67V156H66ZM66 157H65V158H66ZM91 157H92V156H91ZM68 158H69V157H68ZM68 158H67V159H68ZM85 158H86V157H85ZM85 158H83V159H85ZM89 158H90V157H89ZM62 159H63V160H62ZM70 159H71V158H70ZM72 159H73V158H72ZM83 159H82V158H81V159H78V160H76L75 162H77V161L80 162V161H82ZM87 159H88V158H87ZM259 159H260V158H259ZM12 160H14V161H12ZM93 160H94V159H93ZM96 160H97V158H96ZM96 160H94L95 163H96ZM73 161H71V160L68 161V160H67V162L65 161V164L68 163V162H70V164H72ZM87 161H89V160H87ZM99 161H100V160H98V162H99ZM101 161H102V160H101ZM42 162H43V163L46 162L47 164H49V165H48L49 167H46V169H47V168H50V169H47V170H46V169H43V170H41V171H43V172H40L39 170L41 169L40 167H41V165H42V164H41ZM49 162H50L51 164H50ZM62 162H63V163H62ZM75 162H74V163H75ZM85 162H86V161H85ZM5 163H4V164H5ZM46 163H45V164H46ZM91 163H92V162H91ZM256 163H257V162H256ZM258 163H259V162H258ZM258 163H257V164H258ZM4 164H2L3 167H5ZM40 164H41V165H40ZM75 164H77V163H75ZM75 164H74V165H75ZM89 164H90V163H89ZM93 164H94V163H93ZM247 164H248V163H247ZM263 164H264V163H263ZM0 165H1V163H0ZM6 165H7V164H6ZM11 165H9V166H11ZM39 165H40V166H39ZM80 165H82V164H80ZM80 165H79V166H80ZM95 165H97V164H95ZM9 166H6V167H8L9 170H10L12 167L10 168ZM20 166H21V167H20ZM22 166H23V168H22ZM25 166H26L27 169H25ZM43 166H45V165L43 164ZM77 166H78V165H77ZM89 166H91V165H89ZM3 167H2V169L4 170ZM6 167H5V168H6ZM92 167H93V166H92ZM96 167H97V166H96ZM263 167H264V166H263ZM14 168H12V171L10 170V171L12 172L13 175L16 173V171H14ZM20 168H21V169H20ZM37 168H38V169L40 168V169L38 170ZM43 168H44V167H43ZM76 168H77V167H76ZM239 168H240V167H239ZM260 168H261V167H260ZM81 169H82V168H81ZM81 169H80V170H81ZM86 169H87V168H86ZM88 169H89V168H88ZM90 169H92V168H90ZM98 169H99V168H98ZM251 169H252V166H251ZM251 169H250V171H251ZM263 169H264V168H263ZM5 170H6V169H5ZM9 170H7V171H9ZM21 170H22V171H21ZM76 170H78V169H76ZM236 170H237V169H236ZM7 171H6V172H7ZM10 171H9V172H10ZM13 171H14V172H13ZM44 171H46L45 174H43ZM93 171H94V170H93ZM233 171H234V170H233ZM17 172H18V171H17ZM78 172H79V170H78ZM80 172H81V171H80ZM90 172H91V171H90ZM100 172H101V171H100ZM100 172H98V174L100 175V179H102V178H101V176H102V177H103L102 180L105 181V183H106L107 180L104 179V177H106V176H104L105 174H103V173L100 174ZM105 172H106V171H105ZM248 172H249V171H248ZM261 172H262V171H261ZM1 173H2V172H1ZM4 173H5V171H4ZM81 173H82V172H81ZM84 173H85V174H84ZM232 173H234V172H232ZM237 173H238V172H237ZM255 173H256V172H255ZM12 174H11V175H12ZM18 174H19V173H18ZM18 174H17V175H18ZM77 174H78V173H77ZM86 174H87V172H83L81 178H83V176L86 175ZM234 174H235V173H234ZM13 175H12V176H13ZM80 175H81V174H80ZM80 175H79V176H80ZM111 175H112V174H111ZM66 176H67V177H66ZM72 176H73V175H72ZM90 176H92V175H90ZM93 176H94V175H93ZM259 176H260V175H259ZM0 177H1V176H0ZM27 177H28V178H27ZM115 177H116V176H115ZM247 177H249V176H247ZM9 178H10V177H9ZM9 178H8V180L10 181L11 178H10V179H9ZM19 178H18V179H19ZM21 178H22V179H21ZM87 178H88V175H87ZM87 178H86V179H87ZM12 179L14 180V176L12 177ZM15 179H16V177H15ZM83 179H85V178H83ZM92 179H93V178H92ZM231 179H232V178H231ZM247 179H248V178H247ZM247 179H246V180H247ZM0 180H1V179H0ZM8 180H7V181H8ZM20 180H19V181H20ZM81 180H82V179H81ZM90 180H91V178L89 177V181H87V180H83V181L90 182ZM93 180H94V179H93ZM96 180H97V178H96ZM262 180H263V179H262ZM9 181H8V182H9ZM98 181L100 182L101 180H98ZM98 181H97V182H98ZM108 181L110 182V180H108ZM92 182H93V181H92ZM241 182H243V181H241ZM2 183H5V182H2ZM10 183H11V182H10ZM83 183H84V182H83ZM247 183H248V182H247ZM6 184H8V183H6ZM46 184H47V185L50 184V185H52V186H47ZM102 184H103V182H102ZM107 184H108V183H106V185H104V188H106V186H107V189H108V185H107ZM239 184H240V182H239ZM17 185L19 186V182H17ZM99 185H100V184H99ZM53 186H58L57 188H59V189H55V190H58V191L53 192V191H54L53 189H51V188H50L51 190L49 189V187H52V188H53ZM244 186H245V185H244ZM249 186H250V185H249ZM251 186H252V185H251ZM2 187H3V186H0L1 189H2ZM44 187H45L46 189H44ZM47 187H48L49 190H47ZM67 187H69V186L67 185ZM109 187H111L110 184H109ZM252 187H253V186H252ZM36 188H37V189H36ZM38 188H39V189H38ZM111 188H113V187H111ZM249 188H250V187H249ZM255 188H256V186H255ZM1 189H0V190H1ZM4 189H5V188H4ZM12 189H13V188H12ZM2 190H3V189H2ZM52 190H53V191H52ZM105 190H106V189H105ZM245 190H246V189H245ZM4 191H5V190H4ZM1 192H2V191H1ZM64 192H65V190L63 191V193H64ZM109 192H110V191H109ZM63 193H61V194H63ZM12 194H13L14 197L12 196ZM71 194H72V196H74L73 192H72ZM72 196H71V197H72ZM249 196H250V195H249ZM12 197H13V198H12ZM26 198H27V200H26ZM67 198H68V197H67ZM72 198H73V200H74V199H77L76 196H74V197H72ZM13 199H14V202H15V205H13L14 208H13L12 205H11ZM3 200H2V201H3ZM97 200H98V199H97ZM26 201H27L28 203H27ZM61 201H62V202H61ZM76 201H77V200H75V202H76ZM100 201H101V200H100ZM3 202H4V201H3ZM67 202H68V201H67ZM4 203H8V202H4ZM62 203H63V204H62ZM77 203H78V202H76V204H77ZM90 203H91V202H90ZM97 203H98V202H97ZM100 203H101V202H100ZM100 203H98V206H99V207H100V205H99ZM66 204H67V203H66ZM66 204H65V206H66ZM69 204H70V203H69ZM72 204H73V203H72ZM103 204H104V203H103ZM103 204H102V205H103ZM106 204H107V203H106ZM260 205H261V203H260ZM2 206H3V207H2ZM5 206H6V207H5ZM105 206H106V205H105ZM261 206H262V205H261ZM101 207H102V206H101ZM101 207H100V208H101ZM106 207H107V206H106ZM5 208H6V209H5ZM96 208H97V207H96ZM67 209H68V208H67ZM72 210H73V212H72ZM109 210H111V208H109ZM109 210H108V212H110ZM69 212H70V213H69ZM102 212H104V213L102 214ZM3 214H4V215H3ZM86 214H88V215H86ZM101 214H102V215H101ZM1 215H2V216H1ZM83 215H86L87 217H84ZM108 215H109V216H108ZM88 216H89V217H88ZM100 216H101V221H102L103 223H101V221H100V223L97 222ZM105 217H107V219H109V218H110V219H109V220H105ZM114 219H115V218H114ZM85 220H87V221H88L87 223L90 224V228H93L92 231H90L89 228H88V229L86 228V225H85L86 222H85ZM0 221H1V218H0ZM84 222H85V223H84ZM53 223H54V224H53ZM111 223H114V222H111ZM4 224H3V225H4ZM51 224H53V227H51V226H52ZM98 224L100 225V226H98V228H100L99 230H98V228H96ZM108 224H107V226H108ZM39 225H40V227H39ZM50 225H51V226H50ZM104 225H105V224H104ZM110 225H111V224H109V226H110ZM36 226H38V227H36ZM70 226H72V227L70 228ZM91 226H92V227H91ZM105 226H106V225H105ZM115 226H116V225H115ZM110 227H111V226H110ZM3 228H4V227H3ZM40 228H41V230H40ZM95 228H96V230L98 231V233L94 231ZM107 229H108V230H107ZM99 231H100V232H99ZM32 232H33V233L35 232V233H36V236H33L34 234H32ZM71 232H73V233H71ZM93 232H94L95 234L99 235V236L95 235ZM113 232H114L115 234H114ZM70 233H71V234H70ZM120 233H121V232H120ZM8 234H9V235H8ZM74 234H75V235H74ZM113 234L115 235V237H114ZM2 235H3V234H2ZM30 235L32 236V238H33V237H34V238L31 239V242L28 241V243L26 244V240H29L28 238L31 237ZM94 235H95L96 237H95ZM111 235L113 236L112 238H111ZM0 236H1V235H0ZM7 236H6V237L4 236V237L7 238V239L9 240V238H8ZM74 236H75V237H74ZM109 236H110V237H109ZM97 237L99 238V240H97V239H98ZM102 237H103L104 239H103ZM1 238H2V236H1ZM100 238H102V239L100 240ZM2 239H3V238H2ZM2 239H1V240H2ZM7 239H6V242H7ZM105 239H106V240H105ZM121 239H122V238H121ZM10 240H12V238H10ZM10 240H9V241H10ZM13 240H12V241H13ZM38 240H39V243H38ZM77 240H79V239H77ZM107 240H108V244L106 245V243H107L106 241H107ZM3 241H5V240H3ZM9 241H8V242H9ZM99 241H103V243H105L104 245H102L103 243L100 242V247L102 246L101 248H99V245H97V243H98ZM115 241H116V240H113V242H111L112 244H110L109 246L112 247V246H113V243H114ZM1 242H2V241H1ZM1 242H0V244H2ZM21 242H22V241H21ZM29 242H30V243H29ZM82 242H83V243H82ZM120 242L122 243V242H124V241H120ZM131 242H132V241H131ZM15 243H18L19 246H20V245H22V246H21L20 248H16L18 245L16 244V246H15ZM81 243H82V244H81ZM115 243H116V242H115ZM117 243H118V241H117ZM117 243H116V245H117ZM124 243H125V242H124ZM126 243H127V242H126ZM126 243H125V244H126ZM8 245H9V246H8ZM111 245H112V246H111ZM114 245H115V244H114ZM118 245H119V244H118ZM118 245H117V246H118ZM19 246H18V247H19ZM121 246H122V244H121ZM121 246H120V247H121ZM123 246H124V245H123ZM113 247H116V246H113ZM113 247H112V250L114 249ZM69 248H70V247H69ZM98 248H99V250H98ZM107 248L105 247L106 251L108 250ZM72 249H73V248H72ZM76 249H77V248H76ZM110 249H111V248H110ZM115 249H116V248H115ZM115 249H114V250H115ZM117 249H118V247H117ZM123 249H124V248H123ZM65 250H66V249H65ZM3 251L0 249V264H1V263H5V264H7V262H6L7 260H5L4 253H2ZM74 251H75V250H72V253H69V254L72 255V254L74 253V255H75V252H74ZM102 251H103V248H102ZM104 251H105V250H104ZM124 251H125V249H124ZM67 252H69V250H68ZM70 252H71V251H70ZM80 252H79V254H80ZM115 252H116V251H115ZM118 252H119V251H118ZM120 252H121V251H120ZM22 253H23V254H22ZM107 253H108V251H107ZM109 253H110L109 255H111L112 251L109 252ZM116 253H117V252H116ZM65 254H66V255H65ZM94 254H95V253H94ZM94 254H93V255H94ZM97 254H95V255H97ZM117 254H118V253H117ZM76 255H77V254H76ZM93 255H91V256H93ZM100 255H97V258H96V256H94V257H92V258H93V259H95V258L98 259V256H100ZM105 255H106V253H105ZM119 255H120V254H119ZM9 256H7V257H9ZM64 256H63V257H64ZM69 256H70V255H69ZM91 256L89 255V257H90V261L93 260V259H91ZM103 256H102V258H103ZM111 256H112V257H110V259H111V258H115V257H113L114 254H112ZM115 256H116V254H115ZM76 257H77V256H76ZM81 257H82V256H81V254H80V258H81ZM87 257H88V256H87ZM104 257H105V256H104ZM61 258H62V257H61ZM78 258H79V257H78ZM99 258H100V257H99ZM57 259H58V258H57ZM62 259H63V264H64V262H65V264L68 262V261L66 262V260H65L64 258H62ZM62 259H61V260H62ZM66 259H67V257H66ZM82 259H83V258H82ZM88 259H89V258H88ZM88 259H86V257H85V260H87V261H85V262L88 263V261H89ZM96 259H95V260H96ZM13 260H12V261H13ZM67 260H69V263H67V264H80V263H81L78 259L73 258L72 256H71L70 258L68 257ZM95 260H93L92 263L94 262V264H95ZM105 260H106V259H105ZM111 260H113V259H111ZM111 260H110V261H111ZM31 261H29L28 264H32ZM34 261H35V262H34ZM55 261H56V260H55ZM58 261H60V259H59ZM108 261H109V260H108ZM113 261H114V260H113ZM30 262H31V263H30ZM56 262H57V261H56ZM56 262H55V263H56ZM61 262H62V261H61ZM61 262H60V263H61ZM82 262H83V261H82ZM96 262H97V261H96ZM101 262H102V261H101ZM101 262H100V260H99V263H101ZM13 263H14V262H13ZM38 263H35V264H38ZM55 263H54V264H55ZM57 263H58V262H57ZM89 263H90V262H89ZM92 263H91V264H92ZM83 264H84V263H83ZM97 264H98V263H97Z\"/></svg>",
  "mask_w": 264,
  "mask_h": 264
}]
</instances>
